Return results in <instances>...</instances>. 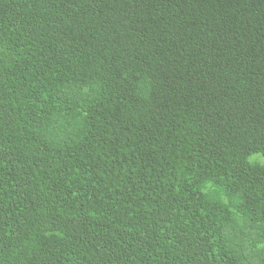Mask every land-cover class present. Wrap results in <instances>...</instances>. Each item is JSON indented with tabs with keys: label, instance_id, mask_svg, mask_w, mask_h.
Segmentation results:
<instances>
[{
	"label": "trees",
	"instance_id": "16d2710c",
	"mask_svg": "<svg viewBox=\"0 0 264 264\" xmlns=\"http://www.w3.org/2000/svg\"><path fill=\"white\" fill-rule=\"evenodd\" d=\"M0 264H264V0H0Z\"/></svg>",
	"mask_w": 264,
	"mask_h": 264
}]
</instances>
